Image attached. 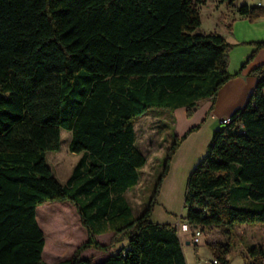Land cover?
I'll list each match as a JSON object with an SVG mask.
<instances>
[{
	"label": "trees",
	"instance_id": "16d2710c",
	"mask_svg": "<svg viewBox=\"0 0 264 264\" xmlns=\"http://www.w3.org/2000/svg\"><path fill=\"white\" fill-rule=\"evenodd\" d=\"M207 1L0 0V264H47L37 209L50 202L71 204L88 234L56 264H187L178 226L151 218L175 153L201 125L175 136L141 215L126 192L147 164L136 122L153 110L185 108L190 118L200 102L213 108L220 89L264 50V40L243 42L254 50L230 74L235 46L196 33ZM237 11L250 22L264 17L262 6ZM249 75L257 84L245 106L214 130L187 181L185 220L201 233L264 224V63ZM62 130L70 152L81 154L66 185L47 162ZM238 190L247 207L231 205ZM102 234H112L108 245L97 240ZM90 249L117 251L96 263L82 258ZM211 249L229 264L230 244ZM258 253L255 264H263L264 249L251 251Z\"/></svg>",
	"mask_w": 264,
	"mask_h": 264
},
{
	"label": "rangeland",
	"instance_id": "374dc122",
	"mask_svg": "<svg viewBox=\"0 0 264 264\" xmlns=\"http://www.w3.org/2000/svg\"><path fill=\"white\" fill-rule=\"evenodd\" d=\"M251 3L249 0H235L230 5L228 2L221 4L217 0H208L205 5L200 6L202 23L196 33H216L224 37L229 44L235 46L230 52V74L236 73L254 50V47L242 46L243 41L264 40V31L253 32L251 25H248L252 23L238 14L237 10L241 5L250 6ZM222 13L224 16L220 17ZM227 25H231L230 30ZM259 61L256 66L264 63V56L260 57ZM206 104V102H200L190 118L187 117L185 111L177 116L171 111L153 110L148 116L136 122V144L145 155L147 164L140 170L139 185L126 194L134 216L141 215L151 201L155 186L163 171L168 149L173 144L175 136L181 138L189 129L201 125L207 115ZM218 127L220 126L217 123H213L208 129L213 132ZM70 142L71 134L62 130L60 149L47 153L48 165L54 176L64 185L68 182L81 158V154L70 152ZM172 163L173 159L168 174L161 182L159 194L156 195L151 220L157 223H160V221L171 223L163 220L165 219L163 213L168 215L167 210L174 215L173 218L176 219L179 225V235L184 244L187 264H196L198 261L201 264H214L216 251L212 250L211 246L218 249L221 245L227 244H230L227 255L229 264L252 263V249L258 248V244L264 249V224L209 228L202 232L200 242L195 245L193 234L197 229L192 228L186 222L187 212L183 207L188 179L183 181L182 170L178 169L177 172L173 170V175L167 180ZM241 186H245V184H241ZM241 196L240 190H238V195L233 194L231 205L234 207H247L244 205V199ZM52 207L58 208L53 210ZM37 216H39V226L45 236L46 245L43 259L47 264L69 260L76 249L88 239L87 231L81 225L76 209L68 202H50L40 206L37 209ZM184 225L188 226V230L183 229ZM111 238L112 234L97 236V240L103 245H108ZM188 241H191L190 245L186 244ZM116 251L113 249L111 253H106L90 249L82 254V258L98 263Z\"/></svg>",
	"mask_w": 264,
	"mask_h": 264
},
{
	"label": "crops",
	"instance_id": "0c3cea01",
	"mask_svg": "<svg viewBox=\"0 0 264 264\" xmlns=\"http://www.w3.org/2000/svg\"><path fill=\"white\" fill-rule=\"evenodd\" d=\"M249 1L252 2L250 6H262L264 8V0H249ZM223 16L224 14L222 13L220 17ZM251 23L252 24H248V25H251L250 27H252L253 32L255 31L258 33L264 31V17ZM243 42H252V41H243ZM262 56H264V50L258 53L257 57L254 59L253 62H251L247 66V68L242 72L240 77L231 79L220 89V91L218 92L216 102L213 105V108L211 102H206L207 103L206 118L202 121L200 129L190 134L188 138L182 142L181 146L179 147L178 151L176 152L173 158L172 168L170 174L168 175L167 180H169L173 175V170L177 172L178 169L182 170L181 176L183 178V181L188 179L192 170L199 164V162L207 154V147L214 132V131L212 132L211 129H208L209 126L210 125L212 126L213 123H217L218 125H220V121L222 119L229 118L234 112L245 106L247 100L249 99L250 95L252 94L257 84V78L250 76L249 72L253 68H255V66L257 65L256 63L260 62L259 58ZM184 111L186 113L185 108L177 109L174 111V115L177 116L181 115L184 113ZM128 193H130V191L126 192V194ZM57 208L58 207H52L51 209L56 210ZM166 213L169 216L163 213L164 216L163 218H165L163 220H165L166 222H171L169 224H174L178 226L176 219L173 218L174 215L167 210ZM168 218L172 220H169ZM37 221L38 223H40L39 216H37ZM162 222L163 221H160V223ZM181 243L185 253L184 244L182 240ZM186 244L190 245L191 241L186 242ZM257 246L258 248L261 247L259 244ZM259 255L260 254L258 253L255 257H253L251 259L252 263L250 262L249 264H255V259H259L260 257ZM262 263L264 264L263 259H262ZM196 264H201V262L198 261Z\"/></svg>",
	"mask_w": 264,
	"mask_h": 264
},
{
	"label": "built area",
	"instance_id": "2783aa9c",
	"mask_svg": "<svg viewBox=\"0 0 264 264\" xmlns=\"http://www.w3.org/2000/svg\"><path fill=\"white\" fill-rule=\"evenodd\" d=\"M230 122L229 118H226V119H222L220 121V125H225V124H228ZM178 229H179V225H178ZM183 229L184 230H188V226L187 225H184L183 226ZM202 236V233L201 232H198V230L195 231V233L193 234V241H194V244H198L200 242V237ZM214 264H219V262L215 259Z\"/></svg>",
	"mask_w": 264,
	"mask_h": 264
},
{
	"label": "bare ground",
	"instance_id": "6f19581e",
	"mask_svg": "<svg viewBox=\"0 0 264 264\" xmlns=\"http://www.w3.org/2000/svg\"><path fill=\"white\" fill-rule=\"evenodd\" d=\"M199 232V231H198Z\"/></svg>",
	"mask_w": 264,
	"mask_h": 264
},
{
	"label": "water",
	"instance_id": "95a60500",
	"mask_svg": "<svg viewBox=\"0 0 264 264\" xmlns=\"http://www.w3.org/2000/svg\"><path fill=\"white\" fill-rule=\"evenodd\" d=\"M196 245V244H195Z\"/></svg>",
	"mask_w": 264,
	"mask_h": 264
}]
</instances>
